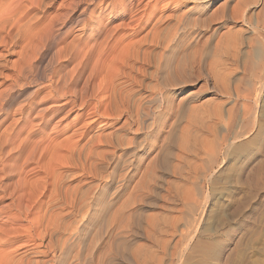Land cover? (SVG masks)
Wrapping results in <instances>:
<instances>
[{
  "label": "bare ground",
  "instance_id": "6f19581e",
  "mask_svg": "<svg viewBox=\"0 0 264 264\" xmlns=\"http://www.w3.org/2000/svg\"><path fill=\"white\" fill-rule=\"evenodd\" d=\"M157 1L158 0H0V203L5 200L9 201V203H5V205L2 204L0 207V264H30L31 261H29L28 256L26 257V254L22 255L19 253L20 248L28 249L27 252L37 254V252H35L38 250H35L37 246H44L43 242L47 238L51 242L52 222L55 223L54 220L58 219V217H60L59 215L62 216V214H59L58 217L55 215L56 219L53 220L52 209L55 208H52V195L47 196L45 194L52 183V155L57 151L56 154H60V148L63 150V147L70 153L78 149L77 146H75L77 144L72 147L71 144H69L70 146L65 148L64 143L66 144L67 141H62L63 139H61V142H58L60 139H57V137L60 138L59 135H64L72 125L74 126L81 121V125H79L81 126L80 128H83L84 131L89 134L94 128L98 127L96 126L97 124L100 126L98 129L102 130L105 128L104 126L107 124V120H119L125 116V122H122L125 125L126 132L129 134L128 138L120 134V129L118 131L115 130L114 133L105 134V136L103 133L95 130V133L87 137V140L90 142L96 141L98 143L103 142L101 140L104 138L103 140H105V143L113 150V152L104 151L100 154H97L99 151L95 150L97 153L95 152L94 154L98 155L99 162L96 160L94 161L99 163L100 168H106L112 164L114 167L131 166L133 163L142 160L140 157L141 152H143L142 154H148L150 150L147 151V147H154L155 153L154 156L147 161L148 166L156 167L158 171L159 169L164 172L170 171L174 177L181 176V171H179L180 165H182L183 162H187L189 156H191V154L186 152H193L192 156L194 159L200 160L201 156H205L206 159L204 158L205 161L203 159V163L200 162V166L195 168L191 165L192 168H195V172L194 170L192 171L199 176L200 179L206 177L205 175L209 172L212 164L217 162V157L220 155L223 148L229 145V142L239 140L246 135V129L251 120V117L248 118L250 111L247 101L249 97H252V94L258 90L256 85L259 83V79L261 80V73L264 71V43L262 45L259 44L261 43L260 37L262 38L259 31H264V7L261 10L259 9L260 11L257 12L253 21L251 19L248 22L246 21L248 26L252 29L253 35H255L251 39L250 36L248 38L250 40L248 43L249 49H253L256 54L261 53L263 57H261L262 60L256 68V73L261 74V76H254L252 74L255 81L252 83L249 81L251 83V88H244L246 89L245 91L248 92L247 95L240 87L242 80L238 81L237 79L239 85L234 87L233 93H235L236 98L242 101L241 114L238 116L235 107H231V109L226 111L227 116H224L226 117L224 118L220 112L224 110H220L219 108L221 104H219L220 106L217 105L219 106L218 108H215V104L211 101H207L202 104V106L197 105L199 107H194L192 102H195V98H198V96L195 97L191 93L180 99L177 104L172 103L173 98H170V94L163 90L169 91L168 87L179 86L182 80L184 81L185 79L186 81L189 79L190 74L185 71H181L182 73L180 72L181 77L178 81L179 83L176 80L169 82L165 81L167 79H165V76L161 81L158 80L157 84H155L156 86L154 85L155 89H157L156 92L154 91L155 89L152 90L156 94L155 96L153 95V98H149L148 100L141 99V95H139L140 88L145 86L143 85V80L139 78V80L137 78L133 79V77L130 78V76H124L126 78L122 79L117 76L116 73L119 72L118 69H122L123 66L133 70L137 68L135 67V63H137L140 65L138 70L142 74V77H144L143 75L146 73V67L149 68L152 62L149 58L151 54V45L154 42L156 43L157 39L161 42V38H165L162 36L165 30L163 26H165V22L172 17V15L164 18L161 17L157 22L155 21L156 23L151 24L150 16L153 14L152 8ZM190 1L199 2V0ZM263 1L264 0H262V2ZM215 2L216 0H211L208 5L212 6ZM208 5L205 8H208ZM246 5L249 6V4H245V7ZM235 7L234 9L231 8L232 10L230 9L231 13L228 15L224 14L225 10L221 11L222 15L220 14L219 16V18L221 17L220 20L223 19L221 30L211 33L205 45L200 48L199 51L197 50L198 48L195 50L199 53L198 64L205 68V77L213 81V84L218 88V93L220 90L221 93L223 92V95L229 97L232 95L230 94L232 91L231 89L229 90L228 86L230 80H228V77H225L228 76V74H223L224 77L223 75L221 77L220 74L218 76V74H215V70H213L214 72L211 70L212 66L214 67L217 61L212 65V61L208 63L207 60L210 61L208 58L218 52L223 42L230 41L231 30L224 29L223 26L226 24L224 21H226L225 19H227L226 17L228 16L231 20H235L236 18L238 20L237 15L239 14L236 15V13L239 9H237L238 6ZM247 7L244 8L243 6L244 9L239 8L245 10ZM222 8L224 9V7ZM190 17L187 14L176 17V24L171 29L173 32L170 34V37H167L169 38L167 44L179 41L180 39L177 40L178 38L196 27V20ZM208 66L211 67L210 70ZM68 67H70V69H68ZM149 75L150 74H148V76ZM83 77L84 86L80 87ZM246 82L244 84H246ZM250 83L247 84L250 85ZM151 86H149L150 89H153L154 87ZM146 88L148 87L146 86ZM216 88L213 87V89L217 91ZM183 92V88H180L177 91V95ZM211 105L215 108L212 111V115L214 114L213 116L215 117L214 119L211 118L209 123L212 125L209 126L210 124H208L209 129H207V126V128H205L208 130V133H210L208 136H212V138L204 141L205 137H203V139H201L203 141H200V139L198 140L199 147L195 144L190 148L188 143L190 142L189 139H191V135L189 137L188 134L190 133L189 130L194 120L193 115L197 112L200 113L199 111L204 113V110H201L204 107L207 109L209 106V109H212ZM162 110L171 112L169 116H171L172 121L170 124H167V127L164 126L165 130L162 125L160 126V129L164 133L162 134L163 136L161 135L159 137L157 143H151L152 130L154 127L156 128V124H159V119L163 114L160 113ZM73 113H75L72 118L73 120L71 119L73 124L68 123L64 125L63 128L54 135L51 128L52 121L57 118L56 123L60 124L66 119V116H70ZM183 122H185L184 126L182 125ZM157 128H159V125H157ZM195 134H197V132ZM71 135L73 134L71 133ZM190 144L193 143L191 142ZM93 147H91V145L86 147L88 154H90L89 152H91ZM190 149L193 150L191 151ZM114 150L119 151L120 154H115ZM176 151L178 153H176ZM62 155L65 154L62 153ZM97 155L94 156L97 157ZM87 156L89 155L84 157ZM53 157H55V155ZM89 158L87 160L88 162ZM191 161L189 160L187 165L190 164ZM90 164L91 163H89V165L87 164V166H90ZM193 164L195 165L196 163L194 162ZM87 169L89 171V168ZM249 170L250 171L247 173H249L251 179L256 182L264 170V155L256 157ZM9 177L17 178L16 181H13L15 187L11 183H6ZM188 181L191 182L192 177L191 180ZM10 185L12 186L11 190L13 191L14 188L15 190L9 194L8 189ZM188 191L190 190L188 189ZM140 198L141 197H139V199ZM45 199H47L46 202ZM191 199H193V197ZM187 200L186 202L188 203L189 201ZM133 201L135 203L136 200ZM79 202L80 201H78V203ZM188 206L190 207V205ZM194 208L195 207H193V209L189 208V211L194 210ZM40 211H43V215L40 219H38L39 217L36 218L38 222L35 223L34 215H40ZM24 221L27 222L25 227L21 225ZM248 228L249 226L231 234L233 248H237L240 243H242L241 241L244 234L249 231ZM123 240H115L111 248H113L112 252L114 251L113 255H117L118 252L122 259L127 261L130 258V254L128 253L129 250L126 248V242ZM15 244H19V247H14ZM51 245L52 244H50V246ZM64 247L67 248V246ZM44 248L48 250L49 247L44 246ZM66 248H64L65 253ZM232 256L233 255L228 254L224 258L225 260L222 264H233L234 260ZM106 262L108 263V259Z\"/></svg>",
  "mask_w": 264,
  "mask_h": 264
},
{
  "label": "rangeland",
  "instance_id": "374dc122",
  "mask_svg": "<svg viewBox=\"0 0 264 264\" xmlns=\"http://www.w3.org/2000/svg\"><path fill=\"white\" fill-rule=\"evenodd\" d=\"M210 1L211 0H199V2L190 0H158L152 8L153 14L150 16L151 24L156 23L161 17L164 18L170 15H172V17H170L169 20L165 22L166 25L163 26L165 30L162 36L165 38H161V42L157 39V42L160 44L154 42V45H151V54L149 53V58L152 62L149 68L146 67V73L143 75L144 77L141 76L142 74L138 70L140 65L137 63H135V67L137 68L133 70L121 66L122 69H118L119 72L116 71L117 73H115L122 79L130 76V78L133 77V79L139 78L143 80L142 82L145 86L140 88V90L138 89L139 95H141V99L148 100L149 98H153V95L155 96L157 90L155 89V84H157L158 80L161 81L165 76V79L167 78L165 81L169 82L176 80L178 82L181 77L180 72L185 71L190 74L189 79L186 80L187 83L184 79L185 82L182 80L183 84L171 86L172 88L168 87L169 91L163 90L170 94V98H173L172 103L177 104L180 99L191 93L195 97L198 96V98H195V102H192L194 107H199L197 105L202 106V104L207 101H211L215 104V108H218L220 106L219 104H221L219 108L220 110H224L223 112L220 111L223 117L227 116L226 111L231 109V107H235L238 116L241 114L242 101L236 98L235 93H233L234 87L239 85L237 79L238 81L242 80L240 87L247 95L248 92L245 91L246 89L244 88L248 89L251 83L255 81L252 74L254 76H261L262 74L260 77L261 80L259 79V83L256 85L258 90H256L247 101L250 111L248 118L251 117V120L249 119L246 135L239 140L229 142V145L224 147L217 157L218 163L212 164L213 168L211 167L209 169V172L205 175L206 177L200 179L194 172L195 168L203 163V159H206L205 156H201L200 160L194 159L192 156L193 152H186L191 154V156H189L190 159L188 158L187 162H183L184 165H180L179 171H181V176L174 177L170 171L164 172L159 169V172L158 168L148 166L147 161L150 160L155 153L154 147H147L146 150H150L148 154H142L143 152H141L140 157L142 160L133 163L131 166L114 167L112 164L106 168H100L97 154L104 151L113 152V150L105 143V140H103L104 138L101 140L104 143H98L96 141L90 142L87 140V137L91 136L96 131L103 133L105 136V134H111L114 133L115 130L118 131L120 129V134L128 138L129 134L126 132L125 125L122 122H125V116L119 120H107V124L104 121L106 125L104 126L105 128H101L102 130L98 129L100 126L97 124L96 126L98 127L94 128L89 134L86 133L83 128H80L81 126L79 125H81V121L74 126L72 125L64 135H59L60 138L57 137V139H60L58 142H61V139H63L62 141H67L66 144L68 145L64 143L65 148L70 146L69 144H71V147L77 144L75 146H77L78 149L75 151L78 153L75 151H71L70 153L63 147V150L60 148L61 150L59 153L61 155L56 154L58 151L54 153L55 157L52 155V183L47 189L48 192L46 191L45 194L47 196L52 195V208H55L52 209L53 220L56 219L55 215L58 217L59 214H62V216L59 215L60 217L54 220L55 223L52 222L51 242L48 238L43 242L44 246L49 247V251L45 249L44 246H37L35 248V250L38 249L35 251L37 254L27 252L28 249L20 248L19 253L22 255L26 254V257L28 256L29 261H31L30 264H56V262L57 264H110V262L111 264H222L225 260L224 258L228 254L233 255V264H264V170L256 182L255 180L253 181L249 173H247L250 171L249 169L254 159L260 155H264V71H262L261 74L256 73V68L262 60V55L261 53L256 54L251 48L249 49L248 43L250 40L248 38L250 36L251 39L255 35H253V31L247 23L250 19L253 21L257 12L263 9L264 1L216 0L212 6H209L208 4ZM245 4H249V6L246 5V7L248 6L247 9L241 10L243 6L246 8ZM207 5L208 8H205ZM235 6H238L237 9H239L236 13V15L239 14L237 15L238 20L237 18L235 19L236 21L231 20L228 16L226 17L228 20L225 19L226 21L224 22L226 24L223 26L224 29L231 30L230 43L223 42L218 52H216L217 54L215 53L216 55L213 54L208 58L210 61L207 60L208 63L212 61V65L217 61L211 69L212 71H216L215 74H218V76L220 74L221 77L223 74H228V76L225 77L229 78L228 80L230 81L228 86L229 90L231 89L232 91H230L232 95L229 97L223 95V92L221 93L220 90L218 93V88L213 84V81L205 77V68L198 64V51L205 45L211 33L221 30V24L223 23V19L220 20L221 17L219 18L220 14L222 15L221 11H227H224V14L228 15L231 13L230 11L232 9L236 8ZM222 7H224V9ZM216 12L219 13L217 14ZM183 14H187L189 17H192H190L191 19L196 20V27L178 38L177 40H180L175 42L176 45L175 43L167 44L169 39L167 37H170V34L173 32L171 29L176 24V17ZM259 33L262 35V38L260 37L261 43L259 44L262 45L264 43V31H259ZM227 46L230 47L228 48ZM196 49L198 51H195ZM208 67L210 70L211 67ZM68 69H70V67H68ZM123 69H128L127 71L129 72ZM148 74L152 76H148ZM245 82L246 84H244ZM247 83H250V85ZM148 85H152L151 87L154 88L150 89ZM83 86L84 77L80 83V87ZM146 86L148 88H146ZM213 87L216 88L217 91L213 89ZM180 88H183L184 92L177 95V91ZM209 108L208 106V111L204 107L201 109L204 110V113L199 111L200 113L197 112L193 115L194 120L189 130L190 133L188 134L189 137L191 135V139H189L190 142L188 143L190 148L195 144L199 147L198 140L200 139V141H203L201 140L203 137H205L204 141L212 138V136H208L210 133H208L207 129H209L208 124H210L209 126L212 125L209 122L211 118L214 119L215 117L213 116L214 114L212 115V111L215 108L213 105H211L212 109ZM160 113L163 114L159 119V124H156V128L154 127L152 130L151 143H157L159 137L164 134L160 126L162 125L164 129V126L167 127V124H170L172 121L171 116H169L171 112L162 110ZM74 115L75 113L66 116V119L60 124L56 123L57 118L54 119L51 127L52 133L55 135L64 125L68 123L73 124L71 119ZM157 125H159V128H157ZM182 125L184 126L185 122H183ZM196 132L197 134H195ZM71 133L75 135L73 136ZM191 142L193 144H190ZM88 145H91V147L95 146L92 148L91 152H89L90 154H88L86 148ZM95 150L99 152L97 153ZM190 150L192 151L193 149ZM95 152L97 154H94ZM114 152L117 155L118 153L120 154L117 150H114ZM62 153L65 155H62ZM176 153L178 152L176 151ZM85 154L89 156L84 157L86 156ZM94 155H97V157ZM88 158L89 162L87 161ZM94 160L98 162L96 163ZM189 160L192 161L187 165ZM194 162L196 163L195 165L193 164ZM89 163H91V167L87 166ZM191 165L195 168H192ZM87 168H89V171ZM192 170H194V172ZM191 177L192 181L190 182L188 180H191ZM16 179L15 177H9L6 183H11L15 187L13 181H16ZM11 188L12 186L10 185L8 189L9 194L15 190L14 188L12 191ZM188 189L190 191H188ZM190 196H192L193 199H191L192 197ZM139 197H141V200ZM185 199H188L187 201L189 202L187 203ZM46 200L47 199H45V202ZM133 200H136L135 203ZM78 201L80 202L78 203ZM5 203H9V201L5 200L1 202L0 207L2 204L5 205ZM187 204L190 205V207ZM193 207H195L194 210L189 211V208L193 209ZM43 211L39 212L40 215H34L35 223L38 222L36 218L39 217L38 219H40L42 217ZM21 225L25 227L27 222L24 221ZM248 226L249 231L244 234L241 241L242 243H240L237 248H233L231 234L239 229H245ZM118 239H124L123 241L126 242V248L129 250L128 253L130 254V258L127 260L128 263L122 259L118 252L117 255H113L114 251L112 252L113 248H111L113 247L112 243ZM65 241L69 245L66 244ZM50 244L52 245L50 246ZM17 246L19 247V244L14 245V247ZM64 246H67V248ZM64 248H66V253L64 252ZM107 259L108 263L106 262Z\"/></svg>",
  "mask_w": 264,
  "mask_h": 264
}]
</instances>
